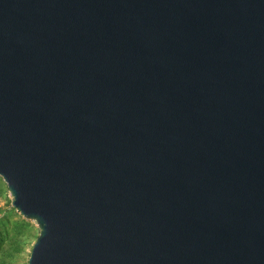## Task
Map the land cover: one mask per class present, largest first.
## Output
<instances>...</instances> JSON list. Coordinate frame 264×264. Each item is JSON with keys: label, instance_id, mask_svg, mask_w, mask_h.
<instances>
[{"label": "water", "instance_id": "1", "mask_svg": "<svg viewBox=\"0 0 264 264\" xmlns=\"http://www.w3.org/2000/svg\"><path fill=\"white\" fill-rule=\"evenodd\" d=\"M0 176L28 264H264V0H0Z\"/></svg>", "mask_w": 264, "mask_h": 264}, {"label": "rangeland", "instance_id": "2", "mask_svg": "<svg viewBox=\"0 0 264 264\" xmlns=\"http://www.w3.org/2000/svg\"><path fill=\"white\" fill-rule=\"evenodd\" d=\"M12 201L0 176V264H28L40 228L36 221L24 217L14 208Z\"/></svg>", "mask_w": 264, "mask_h": 264}]
</instances>
